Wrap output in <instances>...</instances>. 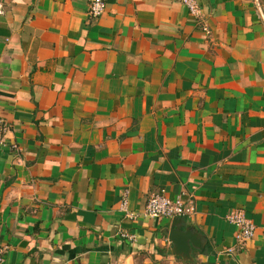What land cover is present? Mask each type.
<instances>
[{"label": "crops", "instance_id": "obj_1", "mask_svg": "<svg viewBox=\"0 0 264 264\" xmlns=\"http://www.w3.org/2000/svg\"><path fill=\"white\" fill-rule=\"evenodd\" d=\"M104 2L0 0L3 264H264V0Z\"/></svg>", "mask_w": 264, "mask_h": 264}, {"label": "built area", "instance_id": "obj_2", "mask_svg": "<svg viewBox=\"0 0 264 264\" xmlns=\"http://www.w3.org/2000/svg\"><path fill=\"white\" fill-rule=\"evenodd\" d=\"M180 3L187 9L189 15L198 19L201 16L200 7L196 0H179ZM106 4L104 0H89L88 15L91 18H98L105 11ZM202 31L204 34L209 35L210 30L207 25L203 24ZM6 127L3 120L0 118V145L3 143V136ZM18 151V148H14ZM20 150V149H19ZM125 209V204L121 205V210ZM193 205L191 202H185L182 196L176 198H169L164 193H152L149 195L143 215L148 218H175L186 217L194 213ZM227 221L235 226L236 234L235 240L239 244H244L251 240L255 233V225L247 219L241 211H232L227 217ZM123 239L133 241L134 236L125 232H119ZM4 263L3 250L0 247V264Z\"/></svg>", "mask_w": 264, "mask_h": 264}, {"label": "water", "instance_id": "obj_3", "mask_svg": "<svg viewBox=\"0 0 264 264\" xmlns=\"http://www.w3.org/2000/svg\"><path fill=\"white\" fill-rule=\"evenodd\" d=\"M185 233H182L181 235H176V233L172 231L169 237V240L174 245L176 251L178 250V253L182 257H188L187 253L189 251V246L187 245L186 238H189L190 234H185Z\"/></svg>", "mask_w": 264, "mask_h": 264}]
</instances>
